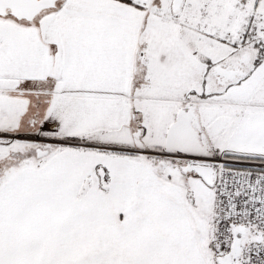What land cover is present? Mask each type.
<instances>
[{
  "label": "snow or ice",
  "instance_id": "6c2138e0",
  "mask_svg": "<svg viewBox=\"0 0 264 264\" xmlns=\"http://www.w3.org/2000/svg\"><path fill=\"white\" fill-rule=\"evenodd\" d=\"M0 264H264V0H0Z\"/></svg>",
  "mask_w": 264,
  "mask_h": 264
}]
</instances>
